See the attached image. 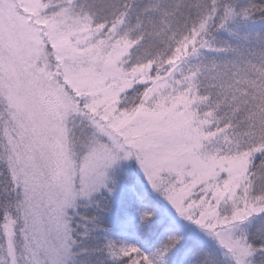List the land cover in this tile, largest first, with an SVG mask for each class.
<instances>
[{"label":"snow or ice","instance_id":"1","mask_svg":"<svg viewBox=\"0 0 264 264\" xmlns=\"http://www.w3.org/2000/svg\"><path fill=\"white\" fill-rule=\"evenodd\" d=\"M0 264H264V0H0Z\"/></svg>","mask_w":264,"mask_h":264}]
</instances>
